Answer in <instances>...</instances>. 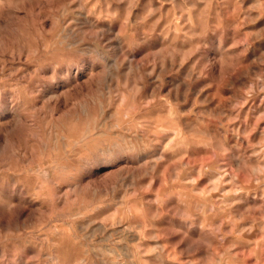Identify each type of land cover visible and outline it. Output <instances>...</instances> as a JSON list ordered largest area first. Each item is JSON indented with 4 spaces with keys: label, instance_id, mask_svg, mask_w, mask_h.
I'll return each mask as SVG.
<instances>
[{
    "label": "rangeland",
    "instance_id": "rangeland-1",
    "mask_svg": "<svg viewBox=\"0 0 264 264\" xmlns=\"http://www.w3.org/2000/svg\"><path fill=\"white\" fill-rule=\"evenodd\" d=\"M11 2L15 8L0 7V54L6 42L11 53L19 43L48 41L61 27L66 14L79 17L87 12L71 13L62 7L66 0ZM209 2L138 0L131 21L143 22L147 16L146 26L153 31L147 38L136 37L133 54L111 85L110 98L103 101L102 109H92L91 116H80L68 104L45 115H35L26 123L14 121L11 115L0 119V153L12 150L17 161L16 173L9 174L12 178L16 174H31L40 186L39 195L55 201L64 186L54 187L47 179L54 170L59 171L71 162L78 177H87L78 190V201L74 203L69 196L51 209L46 224V246L50 249L46 264H182L186 258L187 253L181 255V251L187 241L177 247L179 237L168 230L171 214L154 219L159 205L146 203L154 200L168 207L180 198V193L173 189L181 185H173L172 181L178 175L183 179V166L188 160H180L183 150L175 148L177 141L173 137L196 132L197 120L194 116L180 117L178 113H220L218 104L228 110L230 104L225 98H231V104L241 102L245 91L264 74V34L251 35L261 31L264 18L249 24L247 20L259 16L258 12L252 17L236 18L230 15L231 0H212L211 8L207 7ZM260 3L261 0H244L243 7ZM92 4L97 5V0H92ZM93 11L89 19L106 31L119 32L124 27L126 3L99 0ZM205 21L209 30L198 36ZM200 41L207 47L193 54L194 45ZM234 56L237 58L231 59ZM210 61L215 62L213 74L197 80L198 70ZM221 75L229 79L231 87L218 95L213 81ZM209 84L213 86L208 87ZM87 92L85 87L84 94ZM260 127L264 129V124ZM262 135L258 129L253 142ZM142 138L158 142L146 150L133 147ZM228 142L234 145L237 138L229 134ZM239 142L247 146L243 137ZM108 147L125 149L134 155L116 163H94ZM189 158L198 160V173L193 174L201 175L198 187L203 189L218 179L217 173L202 171L211 159L209 148L195 149L189 152ZM248 163L252 168L264 167L255 156ZM238 164L234 162L232 167ZM231 202V198H225L224 204ZM261 203L255 194L244 196L223 213L209 226L210 231L219 227L224 236L222 244L203 241L197 257L206 255L210 261L215 259L216 264H264V228L260 227V212L255 211ZM61 207L71 211L57 214ZM190 235L199 236V229ZM152 236L158 238L151 239ZM9 249L10 246L0 247V254L10 256ZM41 251L40 246L29 245L13 264H25L33 256L43 259Z\"/></svg>",
    "mask_w": 264,
    "mask_h": 264
},
{
    "label": "clouds",
    "instance_id": "clouds-1",
    "mask_svg": "<svg viewBox=\"0 0 264 264\" xmlns=\"http://www.w3.org/2000/svg\"><path fill=\"white\" fill-rule=\"evenodd\" d=\"M98 2L99 0L97 5H93L92 0H66L62 5L64 9L73 14L87 10L86 15L78 17L66 14L63 24L48 41L19 43L11 53L7 42L5 43L3 53L0 54V119L11 115L14 121L26 123L35 115H45L53 108H63L68 104L80 116H91L92 109L97 106L103 108V101L110 98L111 85L120 74V68L133 54L136 37L141 35L147 38L153 29L146 26L147 16L143 22L132 23V11L138 6V0H120L121 3H126L124 27L119 32L106 31L96 21L89 19ZM243 2L244 0H231L230 15L247 18L258 12L259 16L247 20L249 24H256L258 19L264 18V0H261L259 6L249 8H244ZM0 7L7 10L16 5L11 0H0ZM207 7H212V0ZM115 15L116 13H109V16ZM142 24L145 26L141 27ZM208 30L205 21L197 35L202 37ZM261 34H264V26L260 32L251 33ZM202 47L207 45L202 41L197 42L193 54ZM235 58L237 57H231ZM198 63L199 60L193 67L196 68ZM214 63L210 61L203 65L198 70L196 79L212 75ZM213 83L218 95L223 89L231 87L229 79L223 75L214 79ZM207 86L212 87L213 84ZM85 87L88 89L87 94H84ZM225 100L230 108L225 110L218 104L220 113H178L180 117L194 116L197 120L196 132L189 131L187 135L173 137L177 141L175 148L183 150L180 160H188L183 166V179L178 175L172 181L173 185H181L180 188L173 189L180 193V198L176 204L168 207L160 205L159 201H146L159 205L154 219L171 214L168 230L170 234L179 237L177 247L187 241L181 251V255L187 253L182 264H216L215 259L210 261L206 255L197 257L200 245L205 240L220 241L222 244L224 236L219 227L210 231L209 226L240 203L244 196L255 194L262 201L255 211L260 212V227L264 228V167L252 168L248 163L255 156L264 165V135L256 142L252 139L258 129L264 133V129L260 127L264 124V74L257 78L255 85L245 91L241 102L231 104V98ZM220 129L224 131L221 132ZM229 134L237 138L236 144L228 142ZM241 137L247 140V146L239 142ZM157 142L142 138L133 147L146 150ZM171 143L170 141L169 144ZM201 147L209 148L211 155L208 168L202 171L210 170L218 175L217 180L211 181L203 189L198 187L201 175H193L198 173V160L189 158V152ZM175 148L171 150L175 151ZM133 155L134 152L125 149L117 151L115 147H108L99 153L94 163H116L125 156L131 158ZM237 161L238 166L233 168L232 163ZM16 163L14 151L0 153V247L10 246V256L0 254V264H13L29 245L40 246L43 259L38 256L28 257L25 264H46L50 259L47 255L50 249L46 246V224L51 209L69 196L74 203L78 201V190L87 177H78L71 162L59 171L54 170L47 179L54 187L63 185L64 188L59 191L55 201H48L39 195L40 186L31 179V174H16L15 178L9 175L16 173ZM228 176L231 179L225 180ZM218 183L220 187H216ZM229 184L232 186L226 187ZM222 188L226 190L222 191ZM214 193L219 195L214 196ZM225 198H231L232 202L225 205ZM70 211L61 207L57 214ZM194 229H199L200 232L195 238L190 235ZM216 255L219 256V253Z\"/></svg>",
    "mask_w": 264,
    "mask_h": 264
},
{
    "label": "bare ground",
    "instance_id": "bare-ground-1",
    "mask_svg": "<svg viewBox=\"0 0 264 264\" xmlns=\"http://www.w3.org/2000/svg\"><path fill=\"white\" fill-rule=\"evenodd\" d=\"M178 136V135H177ZM170 151V150H169ZM154 152V151H153ZM174 154V153H173ZM157 156V155H156ZM176 156V155H175ZM138 160V159H137ZM177 177V176H176ZM127 229V228H126ZM129 236V235H128ZM139 237V236H138ZM156 244V243H155ZM127 249V248H126ZM111 250V249H110ZM129 254V253H128ZM116 255V254H115Z\"/></svg>",
    "mask_w": 264,
    "mask_h": 264
}]
</instances>
